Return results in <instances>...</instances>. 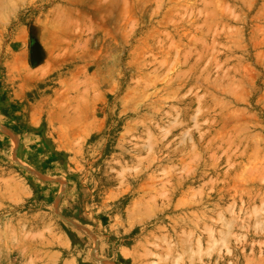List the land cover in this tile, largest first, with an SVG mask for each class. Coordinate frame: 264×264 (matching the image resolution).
Instances as JSON below:
<instances>
[{
	"label": "rangeland",
	"instance_id": "374dc122",
	"mask_svg": "<svg viewBox=\"0 0 264 264\" xmlns=\"http://www.w3.org/2000/svg\"><path fill=\"white\" fill-rule=\"evenodd\" d=\"M64 263L264 264V0H0V264Z\"/></svg>",
	"mask_w": 264,
	"mask_h": 264
},
{
	"label": "bare ground",
	"instance_id": "6f19581e",
	"mask_svg": "<svg viewBox=\"0 0 264 264\" xmlns=\"http://www.w3.org/2000/svg\"><path fill=\"white\" fill-rule=\"evenodd\" d=\"M75 119H76V118H75ZM24 237H25V236H24ZM24 237H23V238H24ZM27 237H28V236H27ZM27 237H26V238H27ZM26 238H25V239H26ZM26 240H27V239H26ZM22 241H23V240H22ZM17 244H18V243H17ZM21 244H22V243H21ZM16 247H17V246H16ZM64 264H65V263H64Z\"/></svg>",
	"mask_w": 264,
	"mask_h": 264
}]
</instances>
